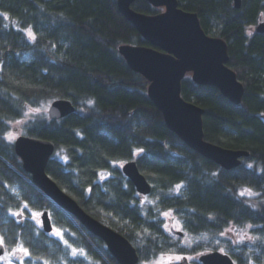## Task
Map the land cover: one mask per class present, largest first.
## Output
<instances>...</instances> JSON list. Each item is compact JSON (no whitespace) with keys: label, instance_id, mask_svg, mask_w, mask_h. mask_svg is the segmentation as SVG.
I'll return each mask as SVG.
<instances>
[{"label":"trees","instance_id":"1","mask_svg":"<svg viewBox=\"0 0 264 264\" xmlns=\"http://www.w3.org/2000/svg\"><path fill=\"white\" fill-rule=\"evenodd\" d=\"M178 2L199 16L207 35L228 44V66L245 87L235 105L190 76L182 83L183 99L205 111V140L249 153L236 169L207 160L168 129L148 96L149 82L119 53L121 45H150L117 0H0V238L8 252L20 248L27 264H87L70 248H85L92 264H118L102 240L33 186L7 138L11 125L56 100L70 101L75 113L59 121L35 116L24 136L55 146L48 175L86 213L126 237L139 264L220 249L236 264H264V34L254 31L264 22V0H242L240 9L234 0ZM133 9L160 12L146 0ZM133 160L153 187L146 206L119 166ZM45 208L67 233L68 247L26 216L11 215ZM166 213L192 239L191 249L172 243ZM245 226L253 228L247 243H216L228 229Z\"/></svg>","mask_w":264,"mask_h":264},{"label":"water","instance_id":"2","mask_svg":"<svg viewBox=\"0 0 264 264\" xmlns=\"http://www.w3.org/2000/svg\"><path fill=\"white\" fill-rule=\"evenodd\" d=\"M136 1L117 0L118 10L150 46L121 45L120 55L132 71L149 82L148 96L172 133L191 150L223 169L238 168L249 153L207 142L203 122L205 111L182 97V83L190 76L196 84L213 87L231 103L241 104L245 87L228 66V44L221 38L207 35L199 16L181 9L178 0H146L153 8L163 10L153 16L135 11L133 5ZM234 4L236 9H240L242 0H234ZM257 33L264 34V22L257 27ZM73 113L75 106L67 100L52 102L48 110L53 121ZM14 149L24 171L32 177V184L51 203L102 240L118 264H139L137 249L126 237L86 213L48 175L47 167L55 153L51 142L20 136L14 143ZM122 172L141 198L151 195L153 187L135 161L123 165ZM41 220L44 233L51 234L54 228L48 211L43 213ZM172 232L183 237L182 232L174 229ZM5 252V247L0 246V257ZM199 262L236 264L230 255L219 251L203 254Z\"/></svg>","mask_w":264,"mask_h":264},{"label":"rangeland","instance_id":"3","mask_svg":"<svg viewBox=\"0 0 264 264\" xmlns=\"http://www.w3.org/2000/svg\"><path fill=\"white\" fill-rule=\"evenodd\" d=\"M159 11H160L159 13L163 12V10H159ZM258 26L259 25L254 27V31H257ZM49 106H50V104L48 106H46L42 112H40V111L39 112H34V111L30 112L27 116V120H24V122H17V123H14L13 125H11V131L7 137L8 140L12 143H15V141L20 136H24V132H23L24 125L29 123L31 118H33L35 116H40L43 114L48 116ZM133 161H135V160H133ZM125 164H126V162L124 164H119L120 168H122L123 165H125ZM138 200L142 206H146L147 204H149L150 202L153 201V199L151 197L146 196L144 198H141V196L139 194H138ZM45 211H49V210H47L46 208H45V210H41V211L32 210V209H23V210L21 209L20 211L13 212L11 215L14 219H17L21 215H24V216H26L25 222L29 221V222L35 223L37 226H39L40 229H42L41 216L43 215V213ZM49 213H51V211H49ZM163 217L166 221V225H165L166 232L170 233L174 237V239L172 240V243L179 245L180 247H182V249H191L192 245H194V242L192 241V239L188 235L180 237L179 235H176L172 232V229H174L178 232L182 231V226L176 220L175 215H173L172 213H166L163 215ZM17 221H19V220H17ZM74 225L79 227L80 224L74 223ZM80 226H82V225H80ZM53 227L55 228V230H53V232L51 234L52 237L61 240L60 242L64 246L68 247L67 241L65 240L66 237L68 236L67 233H65L63 230L57 228L55 226L54 222H53ZM78 229H79V232H81L83 234V230L81 228H78ZM252 229L253 228L250 226H245L242 228L228 229L224 234L225 240H223V241L216 240V243L222 244V245H226L228 242H232V241H234L235 243H240V244L242 242L247 243L248 240L251 239L250 237H251ZM3 243H4L3 239L0 238V246H2V245L4 246ZM209 252H212V251H206L203 253H195V254H178V255H177V252H175V254H171L170 257H164L161 259H156L154 261L145 262L142 264H199L200 263L199 258L203 254H206ZM219 252L224 253L225 251H224V249H220ZM224 254H226V253H224ZM70 256L73 259L82 258V259H84L85 263L92 264L90 257H89V252L85 248H70ZM0 264H27V263H26V258L24 256L23 252L21 251V249L20 248H14L9 252L6 250L5 255L0 257ZM93 264H95V263H93Z\"/></svg>","mask_w":264,"mask_h":264},{"label":"bare ground","instance_id":"4","mask_svg":"<svg viewBox=\"0 0 264 264\" xmlns=\"http://www.w3.org/2000/svg\"><path fill=\"white\" fill-rule=\"evenodd\" d=\"M183 142V141H182ZM184 143V142H183ZM121 172H122V168H121ZM123 173V172H122ZM124 175V174H123ZM125 176V175H124ZM126 177V176H125ZM32 178V177H31ZM31 183H32V181H31ZM34 186V185H33ZM48 199V198H47ZM50 201V200H49ZM58 208V207H57ZM59 209V208H58ZM59 210H61V209H59ZM62 211V210H61ZM63 212V211H62ZM50 214V213H49ZM67 215V214H66ZM74 223H76V224H79L78 223V221L74 218V217H70L69 215H67ZM105 225V224H104ZM105 226H107V225H105ZM91 234V233H90ZM92 236H94L93 234H91ZM95 237V236H94ZM95 238H97V237H95ZM89 242H90V244L94 247V249L96 250V252H98V254L99 255H101V256H103L104 257V255L102 254L103 253V251L99 248V247H97L93 242H91L90 240H89ZM107 247V246H106ZM107 251H108V249H107Z\"/></svg>","mask_w":264,"mask_h":264},{"label":"flooded vegetation","instance_id":"5","mask_svg":"<svg viewBox=\"0 0 264 264\" xmlns=\"http://www.w3.org/2000/svg\"><path fill=\"white\" fill-rule=\"evenodd\" d=\"M158 10H160V9H158ZM22 217H21V219L19 220V217H18V220L19 221H23V218L25 217L24 215H21ZM50 218H51V221H52V217H51V215H50ZM52 224H53V221H52ZM54 230H55V228H54ZM52 234V233H51ZM51 234H49L50 236H52ZM199 264H201V263H199Z\"/></svg>","mask_w":264,"mask_h":264}]
</instances>
